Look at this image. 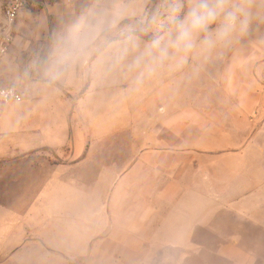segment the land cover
Masks as SVG:
<instances>
[{"label":"crops","instance_id":"obj_1","mask_svg":"<svg viewBox=\"0 0 264 264\" xmlns=\"http://www.w3.org/2000/svg\"><path fill=\"white\" fill-rule=\"evenodd\" d=\"M69 3L50 8L59 11ZM53 19L32 23L41 35L45 28L53 31V22L70 25L67 18ZM26 24L23 16L16 27L24 31ZM21 38L16 35L0 58L2 86L23 94L21 101L0 100V264H207L206 239L191 233L199 223L191 207L193 200L214 194L200 156H220L221 149L193 144L186 134L193 127L223 133L241 129V120H250L256 104L253 92L244 88L235 105L212 110L208 117L191 106L178 113L172 105L153 111L155 103L146 102L151 114L132 115L138 106L128 108L127 126L107 131L95 99L101 104L112 85L110 69L100 65L108 48L93 58L99 48L92 51L87 64L71 71L59 58L38 64L42 52L33 64L22 66ZM239 58L238 51L234 60ZM226 119L229 126H224ZM116 134L125 138L113 144ZM117 148L118 166L111 161ZM113 193L141 202L140 221H106V200ZM150 216L157 219L149 221ZM114 230L124 233L113 239ZM217 246V255L230 264L255 262L235 238Z\"/></svg>","mask_w":264,"mask_h":264},{"label":"rangeland","instance_id":"obj_2","mask_svg":"<svg viewBox=\"0 0 264 264\" xmlns=\"http://www.w3.org/2000/svg\"><path fill=\"white\" fill-rule=\"evenodd\" d=\"M2 2L3 0H0V19ZM114 2L115 0H72L59 11L51 9V5L47 7L27 5L22 8L17 21L25 16L29 23L26 24L27 29L21 31L16 24L14 27V38L16 35L22 37L20 46L24 50L20 55L23 60L22 66L34 63L37 54L41 52L43 56L39 59L40 63L46 60L50 62L53 58L65 62L64 53L67 49L79 46L87 39L88 55L77 63L81 67L84 63L87 64L89 56L99 46L106 43L101 50L108 48L104 55L106 62L102 61L100 65L102 69L105 65L110 69L112 85L106 89L101 104L95 97L94 99L97 101L95 108L100 112V119L106 120L107 131L110 128L119 130L127 126L125 124H128L129 118L124 112L128 108L133 110L138 106L137 110L131 112L132 115L151 114L149 107L145 106L146 102L155 103L153 111H156L158 106V110L162 112L163 107L172 105L178 113L183 106H191L208 117L212 110L227 109L235 105L238 95L244 88L253 92L256 104L250 114V120L247 118L241 120L239 125L241 129L233 130L236 131L234 133L228 130L223 133L211 132L206 127L203 129L193 127L191 133L186 134V138L191 139L193 144H210L209 146L221 149L217 151L220 156L199 158L200 162L207 165L202 171H207L211 180L209 187L214 194L200 202L193 200L191 211L195 217H199V223L191 233L195 239H206L207 264H230L217 255V243L230 241L232 238L240 242L243 250L255 256L254 264H264V0H249L251 20L244 33L235 34L228 44L218 46L207 56L198 50L194 51L188 63L181 69L171 66L172 61L168 62L169 64L159 68L153 75L145 76L143 78L145 82L142 81L141 85L136 82L137 73L129 71L126 64L111 66L112 49L103 36L92 40L85 27L81 28L76 39L70 38L72 29L89 10L110 9ZM157 2L158 0H127L131 6L130 10H135L141 5L151 7ZM58 17L67 18L70 22L69 27L65 28L64 23L56 25L53 22V31L45 28V33L41 35L42 30H38L36 23H32L39 18L50 21ZM135 19L136 17H129L125 23L133 22ZM153 35L152 32L144 35L142 41H148ZM238 51L239 63L234 60ZM0 85L2 86L1 82ZM139 88L144 91L142 89L138 91ZM83 92L81 90L79 96L83 95ZM168 100L172 102L167 105ZM209 118L217 119L216 116ZM228 121L230 119L225 120L224 126H229ZM148 125L150 124H143ZM211 126L214 127L213 124ZM121 138H125V135H113L112 143L123 141ZM131 139L124 143V149L127 150L125 145L129 144ZM119 155L118 148L112 151L111 161L117 166ZM253 175H257L255 179L251 177ZM115 194L106 200L104 209L106 221L112 223L140 221L141 216L136 212L140 211L137 207L141 202L135 198L120 200ZM94 202L97 206L98 199L95 198ZM155 219L157 217H149V221ZM200 226L206 227V231H200L203 228ZM123 233L114 230L111 237L119 239ZM128 234L129 239L134 238Z\"/></svg>","mask_w":264,"mask_h":264},{"label":"clouds","instance_id":"obj_3","mask_svg":"<svg viewBox=\"0 0 264 264\" xmlns=\"http://www.w3.org/2000/svg\"><path fill=\"white\" fill-rule=\"evenodd\" d=\"M130 7L127 0H115L110 9L89 10L70 38L76 39L85 27L92 40L103 36L112 49L111 66L126 64L129 71L137 73V83L169 61L176 69L183 68L196 50L211 54L235 34L244 33L251 20L249 0H158L151 7ZM129 17L136 19L125 23ZM150 32L154 33L151 39L142 41ZM87 43L85 39L66 54V70H74L88 55Z\"/></svg>","mask_w":264,"mask_h":264},{"label":"built area","instance_id":"obj_4","mask_svg":"<svg viewBox=\"0 0 264 264\" xmlns=\"http://www.w3.org/2000/svg\"><path fill=\"white\" fill-rule=\"evenodd\" d=\"M72 0H3L0 19V58L11 48L14 40V27L20 10L27 5L49 6L54 3L71 2ZM23 94L13 86L0 85V100L3 103L21 101Z\"/></svg>","mask_w":264,"mask_h":264},{"label":"trees","instance_id":"obj_5","mask_svg":"<svg viewBox=\"0 0 264 264\" xmlns=\"http://www.w3.org/2000/svg\"><path fill=\"white\" fill-rule=\"evenodd\" d=\"M105 45H106V43H105ZM104 44L103 45H101L100 47H99V49L94 53V55L92 56V58L94 57V56H96L97 54H98V52L105 46ZM40 58H42V55L40 56ZM39 58V59H40ZM41 61H38V64H41L40 63ZM88 88V84L85 86V89H87Z\"/></svg>","mask_w":264,"mask_h":264}]
</instances>
